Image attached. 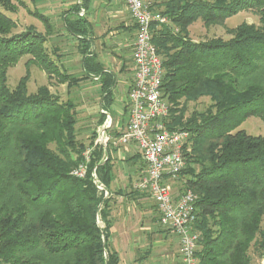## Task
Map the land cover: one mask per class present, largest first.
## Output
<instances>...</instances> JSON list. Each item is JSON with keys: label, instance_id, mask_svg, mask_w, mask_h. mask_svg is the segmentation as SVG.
Returning <instances> with one entry per match:
<instances>
[{"label": "trees", "instance_id": "trees-1", "mask_svg": "<svg viewBox=\"0 0 264 264\" xmlns=\"http://www.w3.org/2000/svg\"><path fill=\"white\" fill-rule=\"evenodd\" d=\"M163 6L178 33L154 24L151 42L164 71L166 125L190 134V155L184 148L190 170L186 165L180 178L197 196L198 264H251V253L264 264V135L239 129L251 117L264 122V0H167ZM15 10L0 0V264H118L109 245V200L92 178L94 171L108 187L110 159L103 161L95 146L86 176L71 175L96 134L87 146L78 142L71 101H60L47 86L28 93L31 65L67 88L77 81L50 58L43 34L28 27L12 35L15 23L5 13ZM243 11L253 12L257 24L229 29L227 38L187 37L197 20L223 25ZM33 15L49 28L45 16ZM66 29L77 32L70 23ZM26 56V73L11 89L7 72ZM103 82L110 96V78ZM202 98L209 106L185 118L187 104Z\"/></svg>", "mask_w": 264, "mask_h": 264}, {"label": "crops", "instance_id": "crops-1", "mask_svg": "<svg viewBox=\"0 0 264 264\" xmlns=\"http://www.w3.org/2000/svg\"><path fill=\"white\" fill-rule=\"evenodd\" d=\"M148 1L159 4L163 0ZM29 2L44 7L46 16L42 15L47 18L49 28L45 27L41 34L46 38V50L49 45L50 58L77 81L76 90L89 93L88 98L94 99L98 107L97 123L103 119L95 130L91 151L99 146L103 161L109 158L112 165L111 179L105 190L109 200V245L118 256V264H182L179 237L160 225L154 201L134 188L145 174L138 149L118 143L127 121V97L133 82L131 54L136 34L125 1ZM67 23L75 26L76 34L67 31ZM33 29L40 33L35 27ZM81 30L84 32L80 33ZM86 59L90 60L86 63L88 66ZM96 66L100 71L97 72ZM106 76L111 80L110 96L102 92ZM108 121L109 126L106 125ZM102 132L107 140L101 145L96 141ZM180 182L181 178L172 184L174 201L181 192Z\"/></svg>", "mask_w": 264, "mask_h": 264}, {"label": "built area", "instance_id": "built-area-1", "mask_svg": "<svg viewBox=\"0 0 264 264\" xmlns=\"http://www.w3.org/2000/svg\"><path fill=\"white\" fill-rule=\"evenodd\" d=\"M129 15L136 27L131 54L133 82L127 97V121L118 143L122 146L134 145L145 165V174L134 185L138 192L146 193L156 204L159 223L179 237V253L182 264H198L195 256L200 239L194 230L196 221L194 205L197 196L186 190L173 199L172 184L180 178L185 169L184 148L189 133L184 130L168 129L170 106L161 90L164 76L162 60L151 42V27L166 23L159 13L152 11L147 0H124ZM110 125L109 121L106 124ZM106 137L100 133L96 143L105 144ZM91 148L83 153V162L72 170L73 177L83 179ZM92 178L104 198L105 188Z\"/></svg>", "mask_w": 264, "mask_h": 264}, {"label": "rangeland", "instance_id": "rangeland-1", "mask_svg": "<svg viewBox=\"0 0 264 264\" xmlns=\"http://www.w3.org/2000/svg\"><path fill=\"white\" fill-rule=\"evenodd\" d=\"M25 3V8H22L16 0H9V3L16 10L14 13L6 12L5 14L15 23V28L12 31V35L22 33L31 26L35 27L40 33H44L45 24L40 22L33 15L35 12H40L44 14V7L40 8L38 5H33L29 0H22ZM148 1V0H147ZM167 1V0H166ZM149 2V1H148ZM165 0L161 1L159 4H151L152 11L159 13L164 19H166L165 24L169 27H172L174 32L178 33V30L173 27L168 19L162 15L166 7L163 6ZM46 16V15H45ZM242 23L247 24H257V17L251 11H243L232 16L231 18L226 19L223 22V25H214L205 27L201 20H197L194 24L188 27L187 37L195 42L207 41L213 38H227V31L233 29ZM158 28V27H157ZM49 47V45H48ZM47 47V52L49 53V48ZM72 49V48H70ZM70 52V50H67ZM29 59L27 56L21 58L18 63L10 68L7 72V85L9 88L13 89L18 80L23 77L26 73L25 62ZM29 81L27 82L28 93H34L38 87L47 86L49 91L57 96L60 101H71L75 105L76 111V125L75 132L78 142L85 144L86 146L90 142V138L93 132L98 127L97 119V105L94 99H90L87 96L89 93H83L80 90H76L75 87L67 88V84H59L56 78H48L47 75L41 71L37 66L31 65L29 67ZM85 94V95H84ZM183 104V103H182ZM182 104L179 106L181 108ZM210 104L208 98H202L197 103H188L185 118H188L193 111H203ZM240 130H244L248 135L257 136L264 135V122L258 118L251 117L246 119L241 126ZM191 141L190 134L187 141V154L191 153ZM186 165L188 164V159L186 158ZM188 168V165H187ZM190 170V168H188ZM188 170L186 169V172ZM188 175V174H187ZM184 179L181 178L179 185L180 193L189 190L184 186ZM103 227V224L100 227ZM251 264H263L262 260L258 255H253L251 253Z\"/></svg>", "mask_w": 264, "mask_h": 264}]
</instances>
